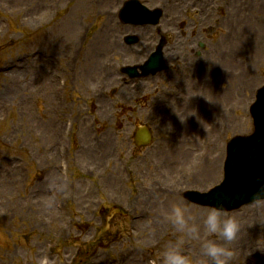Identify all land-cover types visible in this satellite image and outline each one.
<instances>
[{"label":"rangeland","instance_id":"obj_1","mask_svg":"<svg viewBox=\"0 0 264 264\" xmlns=\"http://www.w3.org/2000/svg\"><path fill=\"white\" fill-rule=\"evenodd\" d=\"M123 1L0 0V264H40L44 256L50 264H150V254L159 257L161 249L177 238L156 199H162L163 208L183 200L204 211L208 208L186 200L183 191L208 190L222 179L224 142L222 150L215 152L222 156L220 173L205 181L194 177L206 161L200 157L202 163L191 162V145L201 152L203 141L218 143L227 134L221 137V131L232 137L253 128L249 106L256 89L264 84V0H237L242 9L235 11L236 23L226 19L235 0H178L175 11L181 14H170L176 0H142L165 12L159 26L146 27L120 22ZM103 11L108 13L106 18ZM166 14L186 26L175 29ZM141 28L156 42L151 38L145 44L124 41L128 34L139 35ZM99 29L106 31L98 33ZM160 30L169 36L168 49L178 48L173 54H182V59L166 58L165 49L167 68L157 75L132 79L123 74L124 66L139 63L124 62L110 50L132 48L138 55L145 49L144 63L159 41ZM200 44L204 48H198ZM198 50L201 56L196 55ZM110 61L118 66L114 74L118 81L102 93L95 86L103 72L115 73L106 69ZM67 67L71 71L65 90L76 101L72 103L68 95L65 103L75 109V121L69 153L71 184L61 190L63 180L54 165L59 129L65 122L61 112L69 109L61 110L57 94L64 89L58 74ZM187 72L195 74L191 93L184 88L189 81L182 74ZM85 74L93 78L87 85ZM44 75L49 93L43 89ZM123 86L130 92L128 98L121 91ZM132 86L136 89H128ZM181 87L188 97L193 96L176 110L182 116L196 110L200 119L190 115L182 122L173 108L169 110L170 102L177 100L168 102L169 92ZM202 94L214 100L211 105ZM194 100L201 104L199 109L193 107ZM137 120L152 126L155 137L148 147H137L133 141ZM91 127L98 132V140L91 135ZM83 131L87 139L80 138ZM107 135L114 141L103 147ZM186 154L190 167L181 165ZM48 170L56 173L55 180H47ZM143 179L156 187L147 197L140 195L145 194V182H139ZM107 180L113 181L111 187ZM50 185L60 190L72 214L56 208L47 191ZM167 191L176 193L174 201L167 198ZM115 206L126 213L114 212ZM146 213L147 218L135 220ZM227 213L238 219L243 235V242L230 245L237 253L235 264H264V250L255 248L264 247L260 224L264 223V201ZM70 215L72 226L65 223ZM185 248L194 261L203 259L198 244Z\"/></svg>","mask_w":264,"mask_h":264},{"label":"clouds","instance_id":"obj_2","mask_svg":"<svg viewBox=\"0 0 264 264\" xmlns=\"http://www.w3.org/2000/svg\"><path fill=\"white\" fill-rule=\"evenodd\" d=\"M204 96L208 101H214L209 96ZM171 104L182 122L190 115H197L195 110L182 116L173 101ZM197 118L200 119L198 115ZM257 184L253 200L264 201V176L257 177ZM50 187L56 190L55 186ZM155 203L161 206L164 221L171 225L173 233L177 235L175 240L169 241L161 249L160 264H235L237 253L230 245L238 239L241 231V224L235 216L220 207H209L201 211L183 200L172 203L169 209L162 207L161 198H157ZM260 224L264 227V223ZM190 243L199 245L202 260L194 261L188 254L185 245ZM255 248L264 250V247Z\"/></svg>","mask_w":264,"mask_h":264},{"label":"water","instance_id":"obj_3","mask_svg":"<svg viewBox=\"0 0 264 264\" xmlns=\"http://www.w3.org/2000/svg\"><path fill=\"white\" fill-rule=\"evenodd\" d=\"M131 4L136 5L135 2ZM135 18L148 17L136 15ZM159 67L160 64L150 63L143 69L147 72V70ZM128 71L134 74L133 71ZM258 97H260V101L257 100L252 108L256 132L252 136H237L229 146V149L232 150L230 158L237 163L234 169H239V173L234 174L230 181L226 180L224 185H229V188L223 190L222 187L217 186V189L208 194L194 193L197 196L193 198L195 201L223 209H232L245 201L253 200V193L258 187L257 177L264 176V87L259 91ZM150 139V133L145 127H141L135 135V141L139 146L147 145ZM212 195L215 196L212 197Z\"/></svg>","mask_w":264,"mask_h":264},{"label":"bare ground","instance_id":"obj_4","mask_svg":"<svg viewBox=\"0 0 264 264\" xmlns=\"http://www.w3.org/2000/svg\"><path fill=\"white\" fill-rule=\"evenodd\" d=\"M221 0H218V2H220ZM243 4V3H242ZM240 9H242V6L241 5H238V1L237 0H235V5H234V9L233 10H231V11H229L228 13H227V17H226V19L227 20H229V21H231V23H236V12L235 11H238V10H240ZM111 13V12H110ZM110 13H109V15H110ZM105 18L108 16V13H107V11H103V14H102ZM103 30V32H105L106 31V29H102ZM102 30L101 29H99V32L98 33H102ZM137 33H139L140 34V37H141V39H140V41H141V43L142 44H144L145 43V41H147V39H148V35H147V33L141 28V29H138V31H137ZM119 38V35L116 33V35H115V39H117V40H119L118 39ZM116 40V41H117ZM116 44V42L114 41V45ZM225 44L226 45H231V43L230 42H228V41H225ZM109 51V50H108ZM110 52L112 53V54H114V56L116 55L117 57H119V58H121V60H123L124 62H125V60L126 59H131V61H134V62H137V63H141V62H143V60H144V58H145V56L143 57V56H141V51H139V53H138V55L137 54H135V49H132V48H130L129 50H128V52L127 51H125V49L124 48H122V50L121 51H116V49H113V51L112 50H110ZM117 52V53H116ZM108 53V52H107ZM108 55H109V53H108ZM144 55H146V50H145V53H144ZM171 55H173V54H168V56L171 58ZM223 59V58H222ZM112 61H110V62H108L109 64H107V66H106V69L107 68H109V69H112V63H111ZM115 68V67H114ZM225 72V71H224ZM114 74L116 75V73H113V75L112 74H110L109 72H103V74L102 75H99V79H100V81L96 84V86H95V89L97 90V91H103V89L104 88H106L107 87V85H110V86H113L114 85V83H116L117 81H118V78L116 77V76H114ZM226 76H227V78H232V74H228V73H226ZM42 77H44L43 79H42V85H43V89H44V91L45 92H48L49 93V89H50V84H48L47 82H46V76L44 75V76H42ZM96 78V77H95ZM227 78H226V80H227ZM83 80L85 81V83H86V85L87 84H89L90 83V81L91 80H93V78H92V76L91 75H87V74H85V76H84V78H83ZM82 80V81H83ZM83 81V82H84ZM145 83V82H144ZM146 84V83H145ZM187 84H188V86H190V87H192V82H187ZM128 89H132V90H134V89H136V87H130V88H128ZM121 91H123L124 92V94H126L125 95V98H128V94L130 93L128 90H127V88L126 87H124L123 86V88H122V90ZM49 96V95H48ZM48 96H46V98H45V101H47L48 100ZM49 100L51 101H53V98L51 97V98H49ZM50 112V111H49ZM248 125V121L246 120V122H245V126H247ZM85 129H86V126H85V128H84V131H85ZM82 132L81 133V135H80V138L81 139H87V134L85 133V132ZM91 135H93V131H92V127H91ZM114 140L109 136V135H107L106 137H105V139H104V141L102 142V146L103 147H105L106 145H109V144H112V142H113ZM200 144V143H199ZM212 146H217V143L216 142H212ZM219 147V146H218ZM218 147H216V149L213 151V153H211L210 155H211V157L213 158V159H209V156H207L206 158H204L205 159V161H206V164H204V165H200L199 167H198V169L196 170V172H195V175H194V177H196V176H198V178L200 177V179L202 180V181H205L206 179H209V178H212V177H214L215 175H217V173H220V162H221V155H215V152H217L218 151ZM214 148V147H213ZM213 150V149H212ZM210 153V152H209ZM208 155V154H207ZM52 156V154L50 155V157ZM208 161V162H207ZM200 163H202V158H200V162H197V164H200ZM188 164V154H186L185 156H184V159H182L181 160V165H183V166H186ZM218 170V172H216ZM45 177L47 178V180H50V181H53V180H55L56 179V173H54L53 171H50V170H48L47 172H46V174H45ZM191 177H193V176H191ZM107 182H108V184L110 185V187H111V185H112V182L113 181H108L107 180ZM144 182H145V184L146 185H150L149 183L147 184V181H146V179H144ZM154 184V183H153ZM152 184V185H153ZM118 185V184H117ZM151 186V185H150ZM152 191H154V190H156V188H155V186L153 185L152 186ZM115 189H117L118 190V188H115ZM145 194H140V195H142V196H146L147 197V192H146V190H144L143 191ZM169 191H167V198L169 199H171V200H173L174 201V197L176 196V193L174 192V193H172L171 191L168 193ZM148 196H150V195H148ZM83 198H84V196H83ZM42 206V205H41ZM42 208H43V206H42ZM164 209H168V208H164ZM147 212V211H146ZM149 216V213L147 214L146 213V215L144 216V217H142V218H147ZM145 228H149V225L148 226H145ZM146 231V230H145ZM149 231V230H148ZM147 231V232H148ZM144 233H146V232H144ZM242 234H240L239 233V235H238V239L236 240V242L238 241V242H243V239H242Z\"/></svg>","mask_w":264,"mask_h":264}]
</instances>
